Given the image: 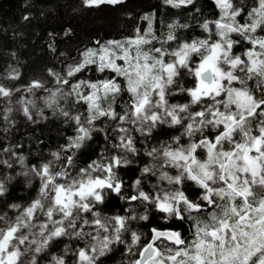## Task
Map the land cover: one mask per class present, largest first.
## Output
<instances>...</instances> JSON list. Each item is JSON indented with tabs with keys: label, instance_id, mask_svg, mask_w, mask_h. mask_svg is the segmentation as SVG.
<instances>
[{
	"label": "snow or ice",
	"instance_id": "obj_1",
	"mask_svg": "<svg viewBox=\"0 0 264 264\" xmlns=\"http://www.w3.org/2000/svg\"><path fill=\"white\" fill-rule=\"evenodd\" d=\"M80 3L98 9L125 0ZM164 3L195 7L196 0ZM212 3L217 14L194 39H179L186 24L158 35L146 15V30L96 39L62 70L42 69L22 86L0 82V120L14 125L15 103L28 121L47 119L50 110L75 133L38 163H26L20 145L0 144L8 157L0 156V198L15 179L4 169L19 164L26 186L39 181L29 202L0 207V264H103L116 246L126 264H264V0ZM48 35L55 53L58 34ZM88 71L94 75L81 78ZM0 78L18 81L20 73L12 68ZM178 96L185 102H172ZM102 118L109 128L97 126ZM158 128L179 134L148 146ZM99 132L105 146L79 167L77 154ZM133 132L150 159L128 186L120 170L141 152ZM110 195L128 205L124 214L100 207ZM150 216L162 223L147 234L133 227ZM65 239L75 243L57 252Z\"/></svg>",
	"mask_w": 264,
	"mask_h": 264
},
{
	"label": "trees",
	"instance_id": "obj_2",
	"mask_svg": "<svg viewBox=\"0 0 264 264\" xmlns=\"http://www.w3.org/2000/svg\"><path fill=\"white\" fill-rule=\"evenodd\" d=\"M196 8H199L200 12H197ZM216 14L212 0H196L195 7L180 8H173L165 4L164 0H125L122 5H102L98 9H84L80 0H0V77L12 68L20 73L18 81L0 78V82L22 86L42 69L53 67L62 70L66 63H71L72 58H78L84 47H91V42L96 39H119L132 34L137 27L146 30L148 21L143 19L146 15L153 17L152 26L158 35L166 33L170 24L189 25L187 28L177 29V35L183 41L201 36L199 24L205 19H214ZM25 15H29L28 21L23 20ZM68 28L72 29V34L66 37L63 33ZM50 32L58 34L55 53L48 47ZM61 52L65 54L64 57L60 56ZM93 75V71H88L81 74V78ZM186 86H191V82H186ZM20 95L21 93L15 94L12 100L15 101ZM172 102L185 101L178 96ZM4 104L5 101L0 100V108ZM11 107L13 112L9 117L14 121V125L9 126L7 122L0 120V144L4 147L20 145L18 151L26 157V163H38L42 158H50L51 151L65 143L68 136L75 134L72 125L65 124L63 118L58 115L53 116L50 110H45L47 119L37 118L39 122L32 123L22 112L17 111L19 105L13 103ZM109 124L110 122L103 118L102 121H97L100 128H109ZM177 134L179 133L175 129L158 128L147 141V145H155ZM132 135L136 138V146L141 152L135 157L137 163L120 170L128 186L139 176V169L150 159L144 155V138L138 132H133ZM105 143L103 132L94 133L93 139L87 141L86 146L77 154V165L84 167L93 159H97ZM0 156L8 158L3 153H0ZM19 171V164L15 165L14 170L4 169L5 173H11L15 179L9 184V193L0 198V207L6 203L26 204L35 197L39 181H34L33 186L28 187L24 178L16 175ZM149 179L155 182L154 178ZM128 191L131 192L130 187ZM127 206L119 198L110 195L106 204L100 207L106 214L111 215L116 212L124 214L123 209ZM137 211L142 212L143 208H138ZM159 223L162 221L158 216L156 219L150 216L149 221H140L133 227L147 234L149 227ZM175 224L182 233L186 232L187 225H182L179 221H175ZM65 243L75 242L65 239L58 243L56 251L59 252ZM122 251V246H116L112 253L102 258L103 264H126L127 257L122 255ZM41 264L46 262L41 261Z\"/></svg>",
	"mask_w": 264,
	"mask_h": 264
}]
</instances>
